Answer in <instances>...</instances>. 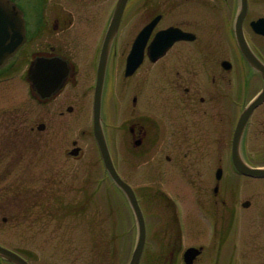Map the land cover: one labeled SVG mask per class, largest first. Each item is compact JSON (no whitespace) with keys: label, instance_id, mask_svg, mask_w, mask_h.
I'll use <instances>...</instances> for the list:
<instances>
[{"label":"flooded vegetation","instance_id":"af4514ba","mask_svg":"<svg viewBox=\"0 0 264 264\" xmlns=\"http://www.w3.org/2000/svg\"><path fill=\"white\" fill-rule=\"evenodd\" d=\"M10 1L24 13L27 39L0 81L17 77L23 69L26 80L29 68L46 59L61 58L71 68L65 86L51 98H41L37 86L30 84L37 114L30 130L35 139L51 150L54 118L63 120L66 114L82 113L86 102L94 98L106 37L121 0ZM197 1L211 12L208 19L199 20L197 15L180 12L191 0H127L107 47L103 104L110 94L115 122L111 154L121 177H131L138 169L144 177H151L146 172L156 166L154 177L163 184L164 177L171 175L168 167L173 165L176 177H185V184L196 197L199 193L213 192L212 203L225 209L226 200L218 196L220 181L211 183L206 177H213L215 166L222 168L224 174L225 165L233 164L236 124L262 90L264 76L252 67L238 47L235 37L238 0ZM252 1V6L258 2ZM256 16V11L249 8L243 28L252 51L264 63V36L256 34L251 25L260 18ZM151 24L147 43L136 46L139 35ZM172 26L189 34V38L175 42L166 53L152 60L149 49L155 35ZM135 46L137 51L142 49L143 60L132 75L126 76ZM226 61L230 62L229 67ZM63 94V104L56 112L54 102ZM166 100L175 102L178 114H167ZM18 121L16 116H6L2 132L23 128ZM263 137L264 102L251 112L242 136L241 155L246 162L256 161L253 151L264 147ZM71 143L65 154L69 159L82 160L84 148L75 139ZM76 147L79 150L73 151ZM158 151V163L152 164ZM124 165L126 173L122 169ZM147 183L144 196L159 194L168 200L161 187L152 188V182ZM224 228L227 232L230 227ZM212 241L211 245L221 251L231 239L212 238ZM175 243L182 244V239L176 238ZM207 246H203L194 264H199L208 252ZM252 248L260 250L258 244ZM172 251L169 254L174 256ZM178 257L183 259L184 251L180 250ZM169 261L165 262L171 264Z\"/></svg>","mask_w":264,"mask_h":264},{"label":"rangeland","instance_id":"374dc122","mask_svg":"<svg viewBox=\"0 0 264 264\" xmlns=\"http://www.w3.org/2000/svg\"><path fill=\"white\" fill-rule=\"evenodd\" d=\"M191 1L180 12L197 15L199 20L208 19L209 9L196 3L197 0ZM260 4L255 11L262 13L264 3ZM5 84H0V244L19 251L32 264H129L137 240V224L134 220L132 226L125 197L112 186L107 172L97 161L99 152L91 137V100L86 102L82 113L66 114L63 120L54 118L51 139L54 146L49 151L29 133L36 121V105L27 95L21 77ZM63 98L64 94L54 102L56 112ZM165 108L167 114L179 112L173 100H166ZM6 116H16L24 127L10 132L9 136L1 132ZM113 116V99L109 94L103 104L102 118L110 146L114 139ZM73 139L84 148L86 155L82 160L68 159L65 155V148L72 147ZM261 141L264 142V137ZM159 156L158 151L152 163L157 164ZM253 156L254 165H264V147L253 151ZM123 168L126 173V166ZM168 170L171 175L164 177L166 191L185 216L184 245L208 244L205 261L201 262L215 264L218 246L211 245L212 234L219 237L216 231L223 230L224 223L229 225L231 217L226 213L224 220L219 218L222 214L216 212L209 192L196 199L195 192L185 184V177H176V167L171 165ZM140 172L135 170L129 177L135 186L146 185L149 180L157 187L156 166L146 172L150 178L141 177ZM212 173L213 177H206L211 183L216 178L215 168ZM221 197L236 212L230 238L237 239L239 247L233 264H264V177L242 175L231 165H225ZM248 198L252 199V206L241 207L240 202ZM158 201L153 198L148 202L143 198L148 242L141 264H154L151 260L158 262L163 258L165 246L161 244L166 237H173L175 231V226L168 223L165 207ZM64 203L69 206L64 207ZM167 215L171 218L170 213ZM253 244H258L260 250L252 248ZM0 258L4 264H15L3 256ZM226 259L231 260L227 253Z\"/></svg>","mask_w":264,"mask_h":264},{"label":"water","instance_id":"95a60500","mask_svg":"<svg viewBox=\"0 0 264 264\" xmlns=\"http://www.w3.org/2000/svg\"><path fill=\"white\" fill-rule=\"evenodd\" d=\"M246 11H247V0H243L242 12L237 22L238 42L241 48L243 49V51L248 56V58L264 72V66L260 64V62L250 51L242 32L241 25ZM114 23L116 25L117 21L115 20ZM261 23L264 24V19L260 20L257 24H261ZM112 30L113 28H111L109 35H111ZM147 32H146L147 34L146 36H148ZM177 33L178 32L175 29H169L167 31L158 33L156 38L151 44V51H150L151 55L154 58H158V56H160L163 52H165V50L169 46H171L174 41L179 39L180 36H178ZM24 39H25V27H24V19L22 12L9 0H0V68H2L7 63V61L15 54V52L17 51L18 47L22 44ZM46 62H48L45 63L46 69L44 70L42 69V71L30 70L29 72V78L30 79L35 78L39 82V90L44 97L50 96L56 90L61 88L65 78L69 73V68L67 64L61 59H54ZM140 62H141L140 59L134 60V58H132L129 62L130 64L127 74L129 75L133 73ZM103 75H104V71L103 69H101L97 88H96L95 101H94V132L102 154L104 164L108 172L110 173L112 179L125 191L135 212L139 226V237L130 264H139L146 243V223H145L144 214L139 205L135 192L126 182H124L121 179V177H119L114 167L110 155V151L107 146L106 139L104 137L102 124H101V94H102ZM263 97H264V92L257 102L263 100ZM257 102L255 104H257ZM246 117L247 114L244 117H242L235 132L234 164L236 169L245 175L254 176V177H264V168L250 167L246 165L238 155V142L242 130L244 128ZM199 253H200V249L189 248L185 254L186 262L188 264H191L193 258L196 257ZM0 255L4 256L5 258L17 264H29L28 261L25 260L23 257H21L19 254L7 248H4L1 245H0Z\"/></svg>","mask_w":264,"mask_h":264},{"label":"bare ground","instance_id":"6f19581e","mask_svg":"<svg viewBox=\"0 0 264 264\" xmlns=\"http://www.w3.org/2000/svg\"><path fill=\"white\" fill-rule=\"evenodd\" d=\"M42 64H44V63H42ZM69 76V75H68ZM169 245H171V243H168Z\"/></svg>","mask_w":264,"mask_h":264}]
</instances>
